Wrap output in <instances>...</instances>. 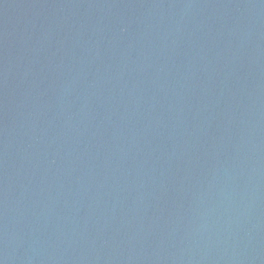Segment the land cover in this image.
I'll use <instances>...</instances> for the list:
<instances>
[{
	"label": "water",
	"instance_id": "95a60500",
	"mask_svg": "<svg viewBox=\"0 0 264 264\" xmlns=\"http://www.w3.org/2000/svg\"><path fill=\"white\" fill-rule=\"evenodd\" d=\"M0 264H264V0H0Z\"/></svg>",
	"mask_w": 264,
	"mask_h": 264
}]
</instances>
